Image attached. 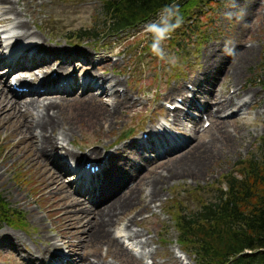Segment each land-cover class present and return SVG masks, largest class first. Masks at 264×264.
Segmentation results:
<instances>
[{
	"label": "rangeland",
	"instance_id": "1",
	"mask_svg": "<svg viewBox=\"0 0 264 264\" xmlns=\"http://www.w3.org/2000/svg\"><path fill=\"white\" fill-rule=\"evenodd\" d=\"M238 1V5H236V0L201 1L198 9L201 12V22H203L201 28L207 34L200 33L196 36L186 30L188 38L184 40L186 46L184 49L178 47L182 36L170 41L173 36L171 35L162 43L165 53L163 60L152 54L150 46L147 49L144 48L147 43L151 45V35L149 36V33L145 32V26L117 36L100 37L99 39L80 40L68 37L71 34L77 35L80 30L101 28L105 19L104 0L26 1L25 6L30 12H27L23 18L29 21L31 30L36 31L38 36L52 47L70 49L71 46H75L83 49L85 53L88 51L92 56H96L95 63L100 62L101 64H94L93 70L99 74L108 75L110 79L119 80L118 89L127 93V100L130 98L134 101V104L133 102L129 103L123 108L122 105L120 106L115 114L116 122L110 126L97 123L96 117L104 111L105 104L90 103L89 108L98 113L92 112L85 117L77 118L74 123L73 137L68 136L65 142L60 140L62 145L84 154H88L92 149H99L101 153L108 154L115 148L132 142L135 138H141L145 132L150 133L159 129L163 132V128L176 134L172 138V142H177V144L185 142V144L165 154L157 155L150 152V155L149 151H142L143 159L138 157L139 154H136V150H134L135 153L132 149L124 150V152L119 151L122 157L117 158L109 172L106 173V184L118 182L122 174H118L120 176L117 177L116 170H118L121 161L129 156L126 161L130 159L136 166L130 164L126 167L134 176L126 179L125 187L130 186L135 190L142 188L144 191V203L128 206L127 211L120 216L122 220L115 225L112 224L110 230V233H113L120 244H124L123 247H127L128 251L130 250L131 252H129L136 257L137 260L133 263L127 256H121L114 249L108 251V245L104 240L93 242L88 241L86 237L82 238V228H78L75 232L72 230V227L79 226L76 220L73 219V222L70 223L71 220L67 218V215L59 216L65 211L57 212L53 209L60 205V197L68 201L69 194L73 195L74 199L79 197V185L73 183L74 174L66 172L63 174L64 178L61 177L64 187L66 184L70 185V193L64 189L61 190V187L57 188L54 193L43 189L39 171L34 166L24 163V144H14L17 140V136L13 135L15 123L2 126L0 128V195L5 198L12 209L17 210L20 219L17 222L11 219L0 220V232L8 231L13 235H19L24 240L22 244L24 250L16 249L1 239L0 264H39L29 261L28 252L34 253L33 250L37 252L36 248L40 250L49 243L44 240L41 231L50 232V235L55 238L54 242L61 244L54 248L53 252H64L67 256L73 251H77L79 255L96 253L97 259L92 257L96 264H178L174 260L176 257L179 258L181 264H195L197 259L195 254L191 250L183 252L177 242L180 232L172 215L176 203L181 202L188 210H195L200 207V202L204 199L215 196L214 191H211L215 189L213 185L219 184L224 175L239 170L247 164L244 160L252 159L258 164L264 162V0L255 2L256 10L250 17H246L244 12L248 5L247 2L250 0ZM18 5L20 8H24L22 3ZM198 10L195 9L196 12ZM190 17V21L184 22L185 27L196 21L193 13ZM11 26L10 22L0 24V31ZM6 34L4 32L0 34V44L1 40L4 41L3 36ZM249 47H253L255 52L253 58L242 69L239 79L235 80L230 73H227L213 81L214 79L209 75L203 74L204 56L210 49H216L218 53L228 52L232 56L231 58L238 59V54ZM172 58H175L174 63L171 62ZM40 67L41 65L36 66L35 76L42 74L43 70ZM228 68L230 69V67ZM2 70L1 67L0 75L4 76ZM16 72H11V82L16 79L14 76ZM205 72L207 73V71ZM196 76L203 79L204 89L214 90L220 94L227 91L231 95L238 93L239 97H243L234 99L239 104L246 103L242 110L235 112V115L231 114V109L221 111L218 115L214 114L216 119L224 121V125L232 135L237 134L238 139L235 144L231 141H224L222 126L214 125L211 116L209 117L205 113H201L198 118L196 112L192 111L193 116H197L195 120L183 117V113L182 122L184 124L175 127L171 124L172 118L168 115L170 110H166L164 103H180L184 92L180 94L177 88H194L193 80ZM5 84L7 83L5 82ZM105 84L111 89L101 99L106 104H112L115 102V95L112 91L117 86L112 89L111 80ZM239 89L244 90L239 91ZM71 97L69 96V98ZM223 99L220 97V100ZM87 101L69 102L68 109L63 108L62 116L65 121L70 123L76 114L75 109L81 104H86ZM130 105L132 107L126 110ZM59 118H61V112ZM239 118L245 126H239L236 121ZM28 119L32 120V116ZM198 119L200 125L195 130L193 126ZM166 123L173 130L166 126ZM207 123L210 125L206 126ZM157 138L162 140L164 137L162 134H158ZM195 144H206L210 150L214 151V155L210 156L212 158L208 162V166L202 169L196 178L190 176L188 172L183 174L181 170L173 169L171 166L172 162H175L182 153L183 148ZM13 146L14 154L6 159L9 160L8 167L10 168L6 170V167L1 164L2 153L4 150L7 152ZM169 157L173 161L169 164L165 163L164 161ZM60 159H63L61 151L57 154L56 162L53 160L54 165H57ZM136 167L139 168V171L135 170ZM186 168L188 167H183L182 170ZM159 179H161L162 186L160 196L155 202H151L152 209L146 210L144 207L147 203L146 200H149V198L146 199V195L151 188L150 183ZM95 192L92 196L81 193V197L94 203H100L101 199L97 198L100 193ZM107 198L108 195L105 199ZM140 210L143 211H141V215L137 216L138 223L136 221L137 224H134V228L142 230L145 238L151 240L148 247H133L131 241L126 237L128 231H124L128 219L139 213ZM73 217L75 216L73 215ZM143 217L146 218L145 223L139 221ZM81 221L80 225L88 222L85 225L87 227L83 226L84 230L89 232L96 230L95 218L86 217ZM112 251L116 252L112 253ZM152 251H156L154 256H152ZM49 264H51L50 261Z\"/></svg>",
	"mask_w": 264,
	"mask_h": 264
},
{
	"label": "bare ground",
	"instance_id": "2",
	"mask_svg": "<svg viewBox=\"0 0 264 264\" xmlns=\"http://www.w3.org/2000/svg\"><path fill=\"white\" fill-rule=\"evenodd\" d=\"M26 1L0 0V24L8 22L12 24L10 28L2 32L0 31V34L4 32V34L7 33L6 35H8L4 41L1 40L0 44V68L2 67L5 72L4 76L0 75V128L9 123H15L14 132L16 134L13 133V135L17 136V140L15 142L12 140V142L14 144H24V163L34 166L39 171L43 189L54 193L57 188L61 187V190L64 189L70 193V185L66 184V187H64L61 177L64 178V173L72 172V169L74 170L73 180L79 185L80 199L79 197H75L74 199V196L70 194L69 201L60 197V205L53 210L57 212L65 211V213L62 212L59 216L64 217L67 215V218L71 220L70 223L75 219L79 226L72 227V230L75 232L78 228H82V238L86 237L88 241L93 242L104 240L108 245V251L114 249L121 256H127L134 263L137 260L136 257L130 253V250V252L128 251L127 247H123L124 244H120L113 233H110V230L112 224L115 225L122 220L120 216L127 211L126 208L128 206L139 205L145 201L142 188H136L135 190L131 189L130 186L125 187L126 179L133 178L134 176L126 167L130 164L136 165L130 159L126 161L129 158V156H126L119 164V168L115 173L117 177L120 176L118 174H122L118 182L106 184V173L109 172L113 162L117 161V158L122 157L119 151L124 152V150L132 149L134 152L136 150V154H139L138 157L143 159L142 151H149L148 154L153 151L152 153L157 155L163 152L168 153L170 150L181 147L185 142H178V144L177 142H172V138L176 134L163 128V132L161 130L151 131L146 137L135 138L132 142H127L108 154L101 153L99 149H92L88 154H84L62 145L60 140L65 142L68 136L73 137L75 130L74 123L77 118L85 117L92 112L98 113L89 108L90 103L105 104L104 111L96 117L97 123L99 125L108 124L110 126L115 124V114H117L120 106L122 105L123 108L129 103L133 102L134 104V101L130 98L127 100V93L118 89L120 85L118 83L119 80L107 78L104 74H99L93 70L94 64H101L100 62L95 63L96 56H92L88 51L85 53L83 49L75 46H71L72 48L70 49L52 47L38 36L36 31L31 30L29 28V21L23 18L27 12H30L25 6ZM255 2L257 0H250L247 2L246 9L243 7L246 17H250L255 13ZM20 3L23 4L24 8L19 7L18 4ZM238 3L239 1L236 0V5ZM254 52L253 47L245 48L238 54V59H234L231 58L232 56L228 52L218 53L216 49H210L208 54L204 56L203 74L205 76L209 75L215 81L216 79H220L222 75L230 73L233 79L237 80L240 78L245 64L253 58ZM39 65H41L40 68L43 72L35 76V68ZM20 69H28V72L24 74L25 76H22L21 73L17 74L15 82L26 88V90L21 89L19 91L11 87L10 80L12 76L10 74ZM109 80H111L113 87L114 85L117 86L113 93L115 95V102L112 104H106L101 99L109 90V88L104 87V82ZM202 80L200 76H196L193 80L195 84L194 88H177L180 94L181 92H184V94L180 103L181 105H177L175 110L168 112V115L172 117L171 124L174 127L184 124L182 122L183 113V117H189L194 120L197 116L194 117L192 111L196 112L198 118L201 113H205L209 117L211 116L214 125L217 124L218 127L222 126L224 141H231L235 144L238 139L237 134L232 135L226 128V125H224V121L216 119L214 114L218 115L221 111L231 109V114L235 115V112L242 110L246 103L242 102L239 104L234 99H241L243 97H239L238 93L231 95L228 91L220 94L212 90L213 93H211V90L204 89ZM95 89L96 91L98 89L101 90L104 94H95ZM243 90L239 89V91ZM27 94L29 95L28 97L25 96ZM78 94L79 96H77ZM69 96L72 97L69 98ZM220 97L224 99L220 100ZM40 99L44 100L41 101ZM75 100L88 101L86 104H81L80 107L75 109L76 114L69 123L62 116L63 108L68 109V103ZM131 107L132 105L127 107L126 110ZM183 107L186 109L184 110ZM166 110L168 111V109ZM60 112L61 118H59ZM30 116H32V120L28 119ZM236 121L239 126H245L240 118L236 119ZM199 125L200 120L198 119L193 128L197 130ZM169 128L173 130L171 127ZM158 134H162L164 138L159 140L157 138ZM191 145L183 148L182 153L179 152L181 154L176 158L175 162H172L171 166L173 169L181 170L183 174L188 172L190 176L196 178L199 176L200 171L208 166V162L212 158L210 156L214 155V151L210 150L206 144ZM13 149L14 146L9 148L7 152L4 150L2 153L3 160L1 164L6 167V170L10 168L8 167L9 160L6 159L14 154ZM59 151H61L63 159H60V162L54 165L53 160L57 158ZM171 161L173 160L169 157L164 162H168L169 164ZM88 163L93 166L98 165V170L94 172L87 170L86 166ZM183 167L188 168L182 170ZM135 170L139 171V168L136 167ZM150 185L151 188L146 195V199L149 198V200H146L147 203L145 202L146 205L144 207L146 210L152 209L151 202H155L162 191L161 179L157 181L153 180ZM126 190L128 191L126 192ZM94 192L100 193V196L97 197L99 200L101 199L100 203H94L81 197L82 194L92 196ZM117 192L118 194H115ZM107 195L108 198L105 199ZM102 197H104V200H102ZM141 211L143 210L138 211L139 213L128 219L125 225L126 229L124 230L128 231L126 237L134 247H148L151 243L149 238H145L142 230L134 228L138 223V219L136 218L141 215ZM86 217L95 218L96 230H92L91 232L84 230L88 222L80 225L81 220ZM145 219L143 217L139 221L145 223ZM2 232H0V240L4 239L16 249L24 250L22 245L24 240L19 235H13V233L8 231ZM41 233L44 240L49 243L44 248H40V250L36 248L37 252L35 250H33L34 253L28 252L31 263L49 264L50 261L51 264H96L94 261V259H97L96 253L79 255L77 251H73L67 256L64 252L56 250V252H53V249L61 244L54 242L55 238L50 235V232L41 231ZM115 252L112 251V253ZM151 253L154 256L156 251H152ZM176 258L174 260L178 264H181L178 260L179 258Z\"/></svg>",
	"mask_w": 264,
	"mask_h": 264
},
{
	"label": "trees",
	"instance_id": "3",
	"mask_svg": "<svg viewBox=\"0 0 264 264\" xmlns=\"http://www.w3.org/2000/svg\"><path fill=\"white\" fill-rule=\"evenodd\" d=\"M201 1L104 0L105 19L101 28L80 30L75 37L99 39L127 33L156 21L165 5L176 4L183 21L171 33L170 41L182 36L178 47L184 49L186 30L196 36L207 34L201 28L203 22L198 10ZM192 13L196 21L185 27L184 22L190 21ZM149 46L147 43L144 48ZM244 162L247 164L242 168L224 175L219 184L213 185L215 189L210 187L215 196L204 199L199 208L188 210L177 202L172 210L179 240L187 251L196 255L198 264H264V162L258 164L252 159ZM19 216L0 195V220L17 222Z\"/></svg>",
	"mask_w": 264,
	"mask_h": 264
},
{
	"label": "clouds",
	"instance_id": "4",
	"mask_svg": "<svg viewBox=\"0 0 264 264\" xmlns=\"http://www.w3.org/2000/svg\"><path fill=\"white\" fill-rule=\"evenodd\" d=\"M182 21L179 5L170 4L164 6L156 21L145 26V32L152 35L150 48L153 55L161 60L165 59L162 43L176 28L181 26ZM171 62L174 63L175 58H172Z\"/></svg>",
	"mask_w": 264,
	"mask_h": 264
}]
</instances>
